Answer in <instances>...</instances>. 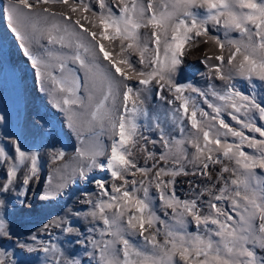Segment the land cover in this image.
<instances>
[{"label": "snow or ice", "instance_id": "snow-or-ice-1", "mask_svg": "<svg viewBox=\"0 0 264 264\" xmlns=\"http://www.w3.org/2000/svg\"><path fill=\"white\" fill-rule=\"evenodd\" d=\"M96 3L99 11L91 0H8L6 8L9 27L40 68L42 88L79 141L68 161L63 149L50 153L58 179L53 184L48 177V195H63L78 181L95 188L83 193L86 210H70L39 231L59 229L67 243L83 246L87 260L68 258L63 242L46 243L37 234L30 242L16 238L9 204L28 205L40 157L13 136L6 138L11 152L0 146V243L13 241L29 254L43 252L46 264H264V125L255 120L256 114L264 120V99L245 94L234 82L240 78L256 88L259 81L264 90V0ZM209 26L223 29L224 39L212 35ZM231 32L240 38L229 39ZM41 40L50 46L44 48L46 58L31 51ZM200 44L218 51L202 62L210 81L224 82L222 89L179 80L186 55ZM212 60L217 63L209 64ZM153 93L173 106L171 122L179 138L166 131L167 114L165 121L150 116L146 101ZM198 98L211 112L200 107ZM226 116L240 128L226 122ZM187 126L191 131L185 135ZM142 127L156 132L158 140L144 135ZM157 143L164 149L159 157L148 148ZM245 146L254 151L246 152ZM137 154L143 155V166ZM216 165L214 184L200 187L191 180L192 198L176 195L177 177L212 180ZM97 172L110 179L97 178ZM153 187L156 196L150 193ZM157 199L165 215L171 210L173 223L156 214ZM80 220L86 222L83 230ZM189 223L197 231L189 232ZM158 224L164 225L163 241ZM132 236L143 243L134 244ZM14 255L0 246V264H23Z\"/></svg>", "mask_w": 264, "mask_h": 264}, {"label": "rangeland", "instance_id": "rangeland-1", "mask_svg": "<svg viewBox=\"0 0 264 264\" xmlns=\"http://www.w3.org/2000/svg\"><path fill=\"white\" fill-rule=\"evenodd\" d=\"M8 0H0V115L5 117L3 122H0V146H6V150L11 152L10 146H7V137H18L19 141L26 151H36L39 153V179L29 186V203L26 206L21 207L18 203L13 201L9 204L8 218L11 223L13 232L16 234V238L20 240H29L32 234H37L38 238L44 242L52 243L63 242L62 247L65 250V255L68 258L78 257L86 262L87 258L84 257L83 246L66 242L65 236L59 229H50L49 232L39 231L44 223L52 220L55 217H62L65 213L71 211H84L87 206L82 204L81 201L85 199L83 193H93L95 191L94 185L78 181L75 185L64 191L63 195H48L49 183L48 177L52 176L53 184L57 182L58 174L55 172V168L58 166L54 164L50 153L57 149H63L66 152L65 161H68L70 156L74 153V149L79 146V141L76 133L68 127V123L65 114L59 109L55 108L51 102V98L46 90L42 88L40 78V68L35 65L31 59V56L26 55L23 42L16 37L15 33L9 27L8 20L6 18V8ZM94 11H99V6L96 0H91ZM210 32L212 35H218L222 40L224 39L223 29H212ZM143 31V30H141ZM238 32L229 33V39H239ZM43 45V47H41ZM50 47L47 45L46 40H41L40 44H33L31 51L33 54H39L46 58L44 48ZM218 51L214 45L200 44L198 48H193L191 52L186 55L185 62L181 68L179 80L180 82H192L195 86L206 89L210 83H214L217 89H222L224 86L223 81L209 80V69L205 63L208 55H216ZM227 46L225 49V55L227 56ZM209 64L217 63L216 61H208ZM70 67H78L77 65H69ZM59 75V73H56ZM83 77V71L78 73ZM237 88H239L245 94L255 93L257 99H264V90L259 87L260 82L255 81L258 85L256 88H252L247 81L237 78L235 81ZM167 94V93H165ZM81 95H84L81 91ZM209 99H212L209 97ZM215 102V101H214ZM197 103L204 110L211 112L206 105L203 104L202 98L197 99ZM146 107L149 110L150 116H159L161 121H165V115H168L167 121L164 126L166 131H170L173 136L179 138L178 127L174 126L171 122V109L172 105H168L160 101L155 93L146 101ZM226 122L230 123L235 128H240V125L232 121L230 117H225ZM257 126L264 125V120H260L258 114L255 116ZM141 125L144 124V120L141 117ZM141 131L144 135L149 136L151 139L158 140V134L156 132L146 131L143 127ZM191 131L190 126L186 127L185 135ZM246 135L255 136L260 139L258 133H250L246 129L244 130ZM232 137H229V141H232ZM105 143H110L107 138H104ZM148 148L155 151L157 157L164 151L162 146L157 143L155 146L148 145ZM248 153H252L254 150L247 148L244 149ZM189 148V152H191ZM138 163L143 166L144 160L142 154H137ZM152 161L148 162V166H151ZM163 162H161L162 164ZM227 163V162H226ZM190 167V166H189ZM220 165H216L212 169V180H208L206 177H177L176 183V195L181 199L192 198V190L189 185V181L195 180V183L200 187H204L206 184L211 185L215 183V176L219 172ZM261 170L257 169L260 173ZM97 178L104 177L109 178L106 173H96ZM228 174L225 173V177ZM3 178V172L0 170V179ZM137 179L140 178L139 173ZM220 185H217L219 187ZM150 193L156 196L155 188L150 189ZM205 201L208 197L203 198ZM228 207L227 204L223 205ZM156 214L161 220L167 223H173L171 210H168V215L164 214V209L160 207L159 200L155 201ZM204 211L207 212V205H204ZM238 219V217H236ZM72 219H76L73 217ZM86 222L79 221L78 226L83 230ZM102 227V223L99 225ZM156 227L160 228L161 234L159 239H164V225L158 224ZM210 227H215L210 225ZM189 232L197 231L196 226L193 223L187 225ZM96 238L98 234H96ZM134 244H142L141 237L132 236L129 237ZM6 251L14 253V257L17 260L23 262V264H46L45 254L43 252L26 253L17 248L13 241H3L0 243ZM91 250V249H89Z\"/></svg>", "mask_w": 264, "mask_h": 264}]
</instances>
